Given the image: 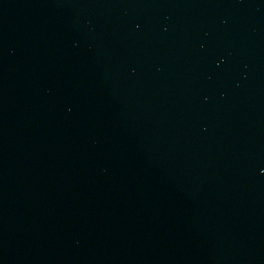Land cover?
Instances as JSON below:
<instances>
[{"label": "water", "instance_id": "obj_1", "mask_svg": "<svg viewBox=\"0 0 264 264\" xmlns=\"http://www.w3.org/2000/svg\"><path fill=\"white\" fill-rule=\"evenodd\" d=\"M0 264H264V0H0Z\"/></svg>", "mask_w": 264, "mask_h": 264}]
</instances>
